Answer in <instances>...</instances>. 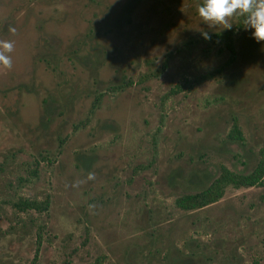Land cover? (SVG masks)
I'll return each mask as SVG.
<instances>
[{
  "label": "rangeland",
  "instance_id": "1",
  "mask_svg": "<svg viewBox=\"0 0 264 264\" xmlns=\"http://www.w3.org/2000/svg\"><path fill=\"white\" fill-rule=\"evenodd\" d=\"M201 3L0 0V264L28 263L38 224L35 264H264V183L173 204L264 154V42L233 20L224 65Z\"/></svg>",
  "mask_w": 264,
  "mask_h": 264
},
{
  "label": "trees",
  "instance_id": "2",
  "mask_svg": "<svg viewBox=\"0 0 264 264\" xmlns=\"http://www.w3.org/2000/svg\"><path fill=\"white\" fill-rule=\"evenodd\" d=\"M238 26H242V20L238 18ZM212 36V39L205 40L202 35L201 39L207 41L208 43H216L220 41L222 43L221 48H225L227 51V58L224 61V65L229 63L234 59V46L230 30L223 31H213L209 32ZM221 66H219L220 68ZM129 83H131L129 81ZM121 85H115L113 89H120ZM99 97L95 96L91 102V107L96 105ZM227 138L242 142L243 136L237 120L234 116L231 117V122L226 133ZM261 152V150H260ZM21 179V178H20ZM264 183V154L260 153L258 160L255 165L247 172H237L233 171L223 164H220L218 167L217 174L212 177V179L204 187L193 191L185 192L178 194L173 199V204L182 210H197L203 208L206 205H209L217 201L223 194L224 188L227 185L233 187L240 186H251L256 184ZM12 206L16 211L27 212L29 210L42 211L47 208L48 198H43L42 200H37L36 198H28L23 196H17L12 200ZM43 226L41 224L36 225L34 230V252L27 264H35L37 255H38V243L41 240L43 233ZM179 251V250H177ZM188 255L191 251H188Z\"/></svg>",
  "mask_w": 264,
  "mask_h": 264
},
{
  "label": "clouds",
  "instance_id": "3",
  "mask_svg": "<svg viewBox=\"0 0 264 264\" xmlns=\"http://www.w3.org/2000/svg\"><path fill=\"white\" fill-rule=\"evenodd\" d=\"M197 11L208 29L232 30V21L240 18L243 29L251 31V37L257 43L264 42V0H202ZM10 31L15 29L10 28ZM201 35L205 40L212 39L208 31H202ZM13 50V42L0 41V65L4 68H12L9 54Z\"/></svg>",
  "mask_w": 264,
  "mask_h": 264
}]
</instances>
